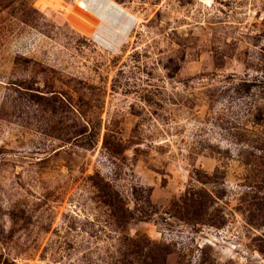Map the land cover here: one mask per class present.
<instances>
[{"label":"rangeland","instance_id":"1","mask_svg":"<svg viewBox=\"0 0 264 264\" xmlns=\"http://www.w3.org/2000/svg\"><path fill=\"white\" fill-rule=\"evenodd\" d=\"M0 264H264V0H0Z\"/></svg>","mask_w":264,"mask_h":264},{"label":"trees","instance_id":"2","mask_svg":"<svg viewBox=\"0 0 264 264\" xmlns=\"http://www.w3.org/2000/svg\"><path fill=\"white\" fill-rule=\"evenodd\" d=\"M82 134H83V132H80L79 134L75 135L74 138L79 136V135H82Z\"/></svg>","mask_w":264,"mask_h":264}]
</instances>
